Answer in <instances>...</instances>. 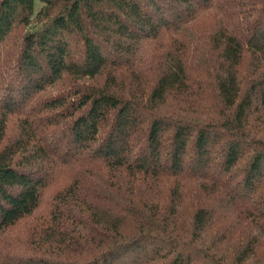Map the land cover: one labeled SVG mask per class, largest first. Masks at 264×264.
I'll return each mask as SVG.
<instances>
[{
    "label": "trees",
    "instance_id": "16d2710c",
    "mask_svg": "<svg viewBox=\"0 0 264 264\" xmlns=\"http://www.w3.org/2000/svg\"><path fill=\"white\" fill-rule=\"evenodd\" d=\"M40 1L0 0V235L61 186L0 264H264V0Z\"/></svg>",
    "mask_w": 264,
    "mask_h": 264
},
{
    "label": "rangeland",
    "instance_id": "374dc122",
    "mask_svg": "<svg viewBox=\"0 0 264 264\" xmlns=\"http://www.w3.org/2000/svg\"><path fill=\"white\" fill-rule=\"evenodd\" d=\"M43 2L38 0L36 4V10L38 11L40 7L42 6ZM208 22L207 14L200 17L199 26H203ZM26 28L17 27L9 37L7 43H5L0 51V96L4 90L5 81L9 78L11 73L14 70V62H17L15 60L16 55L18 54V43L20 42V35L21 33H24V30ZM170 35L167 34L166 37H169ZM72 83L71 79L68 77L65 78L64 81H60L56 83L54 86L48 87L46 90L41 91L34 95L31 100L30 104H42L46 100L55 97L56 95L62 94L65 89L69 86V84ZM21 114H12L9 118L8 122V129L5 135V138L0 141V148L12 137H14L18 132L20 128V119ZM61 186V183H55L53 186H51L49 189L46 190L44 193V197L42 200L41 205L38 207V209L35 211L33 216L27 217L26 219L19 222L14 228H11L6 233L0 235V252L6 253L7 251H10L9 254L15 255L20 253H30V249L28 248V245H26V239L27 242H29L28 235L30 232V226L32 222H35V219L37 220H43L48 215L52 208L53 203V196L57 188ZM36 223V222H35ZM7 239L12 245L6 247L7 245H4L2 243V239ZM7 248V249H5ZM264 251V247L262 249Z\"/></svg>",
    "mask_w": 264,
    "mask_h": 264
}]
</instances>
